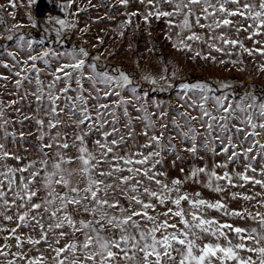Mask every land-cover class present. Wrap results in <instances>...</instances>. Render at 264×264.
Here are the masks:
<instances>
[{"label":"snow or ice","instance_id":"snow-or-ice-1","mask_svg":"<svg viewBox=\"0 0 264 264\" xmlns=\"http://www.w3.org/2000/svg\"><path fill=\"white\" fill-rule=\"evenodd\" d=\"M28 2L31 4L35 0H28ZM128 2L129 0H119L122 5H127ZM9 3L15 7L14 0H9ZM73 3L74 0H67L64 7L69 8ZM163 3L174 7L171 11L163 10L160 7V0H147V4L152 10L143 14L145 23H148L152 17L157 20L166 17L169 18V26H172L173 21L170 18L182 14L183 20L179 24L181 30L192 29L193 23L190 17H194L195 25L214 32L217 29L234 25L236 21L233 18L240 17L245 22L251 20L252 23L247 24L246 27L241 24L235 29L237 33L248 32V39L264 35V0H163ZM230 5L234 7H230ZM197 8L199 9L198 14ZM139 14L132 12L130 16L135 17ZM201 18L204 20L211 18V23H201ZM49 19L59 25L55 29L57 41H60L64 29L76 27L75 23H70L67 19L52 17ZM20 27L22 26L14 25L13 29H9V31L17 30ZM33 27H35V23H33ZM82 31H86V29ZM186 39L200 41L203 37L192 32ZM209 39L220 41L223 45H238L243 52L250 56L253 54L264 56V47L248 48L241 40L230 39L223 33L212 35ZM7 40H13V36L8 35ZM19 40L23 41L24 37L21 35ZM25 43L28 49L33 48V41L29 40ZM177 45L181 49L191 51V45L184 39L178 40ZM208 46L216 52L225 51L216 43H209ZM227 54L231 55L230 52ZM8 55L15 61V64H3V67L19 68L13 73L17 77L15 80L16 89H22L25 81L31 82L32 77L29 73L34 72L37 87L31 95L37 102L43 103L45 98L50 102L47 114L53 118L47 120V123L44 119L36 118V124L41 129L44 128L45 123L49 130L57 129L62 124L59 115L64 109L59 107V102L63 96L64 100L71 101V106L80 113L74 123L77 127L85 126L88 131L74 134L71 144L67 137L62 138L60 132L57 131L50 137L54 143L40 146L45 157L48 156V153L44 152V149H53L54 147L57 149L55 160L50 164L51 171H49L48 159L40 160L41 169L34 171L30 170L36 168L37 161L35 160L20 167L9 166L6 163L8 159L21 161L23 157L8 151L5 143H0V177H3L0 179V202H2L0 207L4 209L0 215L3 216L4 221L12 222L14 217L7 212L13 207L17 209L15 226L10 229L0 227V232H8L3 240L6 242L9 239H14L15 247L18 249L12 252L11 245L0 244V258H3L0 260V264H17V261L22 264H47V257L43 253L30 256L24 251L25 244L37 246L42 242L47 243L48 248L54 253L52 257L54 264H119L121 258L125 264H177V256H179L178 264H216V262L219 264H228V262L264 264V233H258L257 228H251L249 231L244 227L234 226L230 223H220L214 218H206L205 212L207 209H214L222 211L226 216L239 218L247 216L253 220L258 219L262 229H264V213L257 212L253 216L247 210L230 211L222 200L217 199L212 202L201 198L199 192L189 194L187 191H182L184 181L180 178H173L170 183L161 179V177L168 176L167 172L157 170V166L163 164L161 157L164 148L163 141L171 140L170 137L165 136L164 132L169 126L164 122L168 119V113L161 109V102H154L157 111L150 112L148 101L136 94L135 87L129 89L133 81L128 74L119 69L113 70L116 74L106 70L98 71L97 64L87 63L86 58L89 57V52L83 47L73 48L71 51L63 53L46 49L39 54L29 53L22 61L18 60L13 53H8ZM195 56L202 59H216L210 54L201 56L199 51L195 52ZM49 57H55L57 61L61 57H66L67 62L58 63V66L50 71L52 80L45 86L39 78L42 69L36 62L42 61L47 66L50 63ZM93 59L99 60L100 57L97 56ZM225 62L224 60L220 61L222 64ZM238 62L231 61L233 64ZM86 66L91 70L90 73L83 71ZM259 69L264 72V64H261ZM165 71L167 70L165 69ZM0 79L7 81L8 77L0 75ZM143 79L152 85L158 83L157 79L150 75H145ZM160 79L163 80L166 77L161 76ZM84 81L91 84V92L85 89ZM73 83L76 85L75 89H73ZM218 83L222 89L231 87L230 82ZM57 84L63 86L57 88ZM170 87H172L171 84H169ZM179 87L185 90L184 96H187L189 92L198 95L199 103L197 105V101L193 100L191 103L185 101L180 105L186 110L178 112L177 115L183 118L188 131L184 132L178 121L172 118L171 123L179 130L178 135L184 139L190 138L195 141L199 133L193 122L198 121L200 127L209 136V141L206 143L219 140L223 145L221 152L225 154L229 153L230 148L232 149L231 154L227 157V162H231L241 154L235 150L238 146L233 143L232 136L227 135L232 129H235L237 133L243 132L245 137L257 138L253 139L247 148L241 149L246 158L256 159L255 155L249 157V154L253 153L257 147L259 154L264 155V143L258 139L264 135V100L252 92H245L241 99L235 103L233 99H229L227 93L209 97L208 93L212 91V88L206 82H182ZM122 90H129L131 95L125 97L122 95ZM158 90L163 92L167 89L160 88ZM70 91H75L76 95H69ZM28 95L29 93L25 92L21 98H27ZM147 95L144 93L145 97ZM112 97L115 99H111ZM101 98H108L110 103H99ZM181 99L183 100L184 97ZM209 99L212 100L218 115H213L208 108ZM90 100L97 101L91 109L89 107ZM17 103V100H11L7 105L0 102V130H3L4 139L14 135L8 131L7 126L11 121L5 118V109L11 108ZM130 107L133 111L141 114L133 117L129 112ZM196 107L199 108L198 115H192L187 111V109ZM117 109L121 110L125 118L126 136L120 134V128L116 127L120 122ZM93 111L95 116H93ZM109 115L112 117L111 120L107 118ZM153 116L156 119H153ZM33 118L25 116L24 120ZM134 119L143 124L141 134L146 142L138 145L135 152L128 151L120 154L119 147L126 145V138L134 139L136 136L133 128ZM232 120L238 121L244 127L231 124ZM157 121H160L159 134H156ZM105 125H109L111 130H104L101 139L93 141L94 150L90 149L86 140L89 132L93 129H103ZM214 127L219 129V134L215 137L212 136ZM249 128L251 131H248ZM19 135L23 137L24 133L21 132ZM45 135L44 131H40L39 139L43 141ZM225 140L227 144H225ZM169 146L175 148V145L169 144ZM73 148L76 150V154L67 155V151ZM143 149L153 150L145 153ZM187 151L195 153V144L193 143V146ZM212 151L215 152V149L213 148ZM74 162L76 167H65V165H71ZM227 162L216 164L211 170L207 166L194 167L185 180L192 179L199 182L196 178L200 174H204L207 177L205 186L216 193L226 191L221 187L219 181H226L230 187H243L245 184L253 183L264 188V179H257L254 175L247 174L249 170L252 173L257 171L251 163L245 165L243 172L234 173L235 177L243 184H234V176L228 171H224L222 175L218 174L215 168H227ZM105 165H107L106 169ZM41 171H43V176H41ZM180 171L183 172L184 169L181 168ZM260 171L264 175V168H261ZM18 173H29V176L20 175L17 180ZM77 176L82 179L85 186L81 187L79 182L74 183ZM37 182L45 190L42 199L39 196L40 189L34 187ZM152 184L155 185V188L150 186ZM9 192L12 194L11 199L8 195ZM231 195L233 199L241 197L248 201L255 199L254 196L239 192H233ZM34 198L40 199L41 202H33ZM121 199L127 202L128 207L121 203ZM182 202H186L190 206L187 212L182 206ZM261 203L264 204V201ZM168 204L174 207H168ZM158 206L164 207L165 210L156 215L150 214V210L155 211ZM41 209L48 214L51 221L47 226L42 222L44 217L39 215ZM81 212L91 218L77 219ZM169 217L179 218V224L182 227H178L177 223L170 222ZM141 221L146 223L142 224ZM22 227L38 228V238L32 236H28L26 239L22 238L18 234V230ZM65 228H68L70 232L64 231ZM225 230L234 232L239 242L233 244L228 239ZM50 232L56 233L55 245L57 246L55 247L53 243L49 242ZM105 233H109V235H105ZM208 233L224 237L227 244L208 242L199 246L197 240L201 238L202 234ZM77 234L83 236L82 241ZM65 238H67V242L60 246L61 239ZM246 241L252 242V245L249 246ZM35 250L39 252L38 248ZM241 251L256 254V258L253 259L252 255L244 257L240 254Z\"/></svg>","mask_w":264,"mask_h":264},{"label":"rangeland","instance_id":"rangeland-1","mask_svg":"<svg viewBox=\"0 0 264 264\" xmlns=\"http://www.w3.org/2000/svg\"><path fill=\"white\" fill-rule=\"evenodd\" d=\"M38 0L34 3H29L28 0H14L15 7H12L9 0H0V75L7 76L8 80L0 79V102L7 105L11 100H17L18 103L11 108L5 109V118L10 120L11 123L7 126L10 135L7 139L3 138V130H0V143H5L6 148L10 152H14L17 155L23 157L21 161H16L13 159H8L6 163L9 166L20 167L27 164L33 160L37 161L36 169H41L39 163L42 159L49 160V171H51L50 164L55 160V147L53 149H44L43 151L48 153L45 157L40 146L46 143H54L51 140V136L55 135L57 131L60 132L61 137H67L68 142L71 144L74 134H78L81 131H88L85 126H79L74 123L80 116L79 111L71 106V101H65L63 96L59 102V107L63 108L64 111L60 113L59 119L62 124L57 127V129L49 130L47 129V120L53 117L47 114V108L50 107V102L45 98L43 103L37 102L35 98L31 95L35 91L37 85L35 83L36 74L30 72L29 75L32 77L31 82L25 81L23 83L22 89L17 90L15 87V80L17 77L14 76V72L19 70L18 67L5 68L3 64L14 65L15 61L12 60L8 53H13L16 55L18 60H23L27 57L29 53L39 54L40 52L51 49L58 53H63L65 51H71L73 48L83 47L89 52V57L86 58L87 63L97 64L98 71H109L112 74H116L113 70L119 69L124 71L130 76L133 83L129 86L136 88V94L142 96L148 101L149 111L156 112L157 109L154 106V102H161V109L168 113V119L164 122L169 126L164 130L165 136L170 137L171 140L163 141L164 148L161 152V157L163 159V164L157 166L158 171H165L168 173L167 177H161L165 182L170 183L173 178H180L184 181L182 185V191H187L189 194H194L199 192L201 198L208 199L214 202L219 199L227 205L228 210H237L252 213L260 212L264 213V188L260 185H255L253 183L245 184L243 187H230L227 185L226 181H219L221 187L225 188V192L216 193L211 189L207 188L205 185L207 183V177L204 174H200L196 182L192 179L185 180V177L189 175L194 167H204L207 166L211 170L214 165L222 164L227 162L228 155L231 154L232 149L230 148L229 153L225 154L221 152V145L219 140L206 143L209 141V136L206 131L200 127L198 121H194L193 124L199 133L195 141L189 139H184L178 135V129L171 123V119L175 118L180 124L181 129L184 132L188 131V128L184 125V120L182 117L178 116L177 113L185 111V108L180 107L181 104L191 103L193 100L199 103L198 95L193 92H189L187 96H184V89L179 87L182 82L186 83H196V82H206L208 83L212 91L208 93L209 97L220 96L225 93L228 94L229 99H233V102H237L245 94V92H252L261 100H264V72L260 71L259 66L264 64V56L259 54L248 55L243 52L239 46H229L223 45L220 41H211L209 39L212 35H220L223 33L230 39H239L248 48L254 47H264V35H257L252 39H248V32L241 31L236 32V28L241 24L246 27L247 24L252 23L251 20L245 22L240 17L233 18L236 23L232 26H226L221 29H217L214 32L206 29L200 28L195 25L194 17H190L193 23L192 29L181 30L179 27L180 22L183 20V15H176L170 19L173 21L172 26H169V18L162 17L157 20L155 17L150 18L148 23L143 20V14L147 11L152 10L147 4V0H129L127 5H122L119 0H74V3L69 8H65L64 5L67 0H47L46 6L43 10V15L38 18L35 16V6ZM160 7L163 10L171 11L174 7L173 5L163 3L160 0ZM230 7H234L230 5ZM29 9V10H28ZM138 12L139 15L131 17L130 13ZM197 14L199 9H196ZM52 18L67 19L70 23H75L76 27L71 29H64L60 38V41L56 40L55 29L59 25L54 23ZM31 18V19H30ZM131 21L130 23L128 21ZM35 23V27H33ZM201 23L208 24L211 23V18L209 20H204L201 18ZM14 25H21L17 30L9 31L13 29ZM86 29V31H82ZM195 32L197 35L203 37L200 41H189L186 39L188 35ZM123 33V35H121ZM12 35L13 40H7V36ZM24 37V40H19L20 36ZM169 37H171L169 39ZM184 39L186 43L191 45V51L188 49H181L177 45V41ZM33 41V48L28 49L26 41ZM43 41V43H41ZM259 41V43H256ZM209 43H216L218 46L225 49L224 52H216L209 48ZM199 51L201 56H214L216 59H202L201 57L195 56V52ZM231 53L228 55L227 53ZM99 56V60H94V57ZM221 60L226 61L225 63H220ZM49 65H44L42 61H37L38 67L42 69L40 75V80L46 86L51 82L52 77L50 71L54 70L58 63L67 62L66 57H61L59 61L55 57H49ZM231 61H239L236 64L231 63ZM165 69L167 71H165ZM85 73H90V69L85 67L83 70ZM175 73V76H173ZM145 75H150L155 77L158 81L156 85H152L149 81L143 79ZM165 76L166 79L161 80L160 77ZM218 82H230L231 87L229 89H222ZM169 84L172 87L169 88ZM62 84H57V88L62 87ZM98 87H103L102 85H97ZM84 87L89 92L92 91V86L87 81H84ZM76 88L75 83H73V89ZM165 88L166 91H159L158 89ZM27 92L29 95L27 98L22 99L24 93ZM144 93L148 95L145 97ZM233 93L235 97L233 98ZM69 95L75 96V91H70ZM87 95V93H85ZM93 95L95 93L93 92ZM122 95L128 97L131 95L129 90H122ZM181 97H184L182 100ZM191 97V99H188ZM111 99H115L112 97ZM97 103L95 100H90L89 107ZM99 103H110L108 98H101ZM78 104V102H77ZM138 106V105H137ZM208 108L212 111L213 115H218L219 113L213 107V102L209 99ZM19 109V111H17ZM192 115L199 114V108L187 109ZM129 112L133 117L140 115L141 113L133 111L130 107ZM117 115L119 117V123L116 127L120 128V134L126 136L127 129L124 127L125 118L122 115L120 109H117ZM237 115H240L237 113ZM25 116L34 117L33 119L24 120ZM93 116L95 112L93 111ZM36 118L44 119L45 126L43 129L36 124ZM109 120L112 117L109 115L107 117ZM153 119H156L153 116ZM206 119V118H205ZM22 121V122H21ZM87 123V122H86ZM159 123L157 121V131L159 134ZM231 124H235L239 127H244L240 125L238 121L232 120ZM230 124V127H231ZM133 128L136 132L134 139L126 138V145H121L119 147L120 154L125 152L137 151V147L140 144L146 142L143 137L142 129L143 124L141 122L133 120ZM104 130H111L109 125H105L103 129H93L89 132L86 137L88 146L93 149V141L96 139H101V134ZM259 130V129H258ZM40 131L46 133L45 139L41 141L39 139ZM248 131H251L249 128ZM23 132L24 136L20 137V133ZM219 134L218 127H214L212 136L215 137ZM151 135V133H150ZM227 135H231L233 138V143L237 144L235 149L241 154L238 155L233 161L227 162V168H215L218 174L222 175L224 171H228L234 176V184H243L234 173L243 172L245 165L251 163L253 167L257 169L255 173L248 171V175H254L257 179H264V175L261 174V168H264V155L259 154V148L257 147L253 153L249 154V157L255 155L256 159L246 158L241 149L247 148L253 139L251 137H245L243 132L237 133L235 129H232ZM111 139V138H110ZM262 143H264V135L258 137ZM196 147V152L192 153L187 151L188 148L193 146ZM175 145V148L169 146ZM225 144L227 141L225 140ZM215 149V152L212 149ZM153 149H143L146 153ZM76 154V150L70 149L67 151V155L73 156ZM74 162L71 165H65V167L71 168L76 167ZM105 169L107 165L104 166ZM184 169L183 172L180 169ZM127 174V173H125ZM20 175L25 177L29 176V173L17 174V180H19ZM41 176H43V171H41ZM3 179V177H0ZM79 182L80 186H85L82 179L77 176L74 179V183ZM145 183L147 181L145 180ZM155 188V185H150ZM35 188H39V196L42 199L45 195V190L41 187L39 182L34 184ZM59 190V189H58ZM239 192L242 194H247L254 196L253 200H244L242 197L233 199L232 193ZM260 195H257V194ZM9 198H12V194L9 192ZM33 202H41L40 199L34 198ZM121 203L125 207L128 204L125 200L121 199ZM2 204V202H0ZM168 207H174L171 204ZM182 206L185 208L186 212L189 210V205L186 202H182ZM164 207L158 206L155 211L150 210V214L156 215L159 212H163ZM16 211L17 209L9 210L7 214L13 215L14 219L12 222H7L3 220V216L0 215V227L12 228L16 223ZM0 212H4L3 207H0ZM39 215L43 216V223L45 226L51 222L48 218V214L41 209ZM206 218H214L220 223H230L234 226L244 227L250 231L251 228H257L258 233H264L257 220H253L251 217L239 218L235 216H226L222 211L207 209L205 212ZM80 218H91L83 212L77 217ZM190 218V217H189ZM170 222L177 223L178 227H182L179 224V218L169 217ZM142 224L146 222L141 221ZM150 226V225H147ZM64 231L70 232L68 228ZM171 231V230H170ZM228 239L231 240L233 244L238 243L239 239L234 232H228ZM18 234L22 238H27L32 236L38 238L39 229L31 227H22L18 230ZM8 232H0V244L7 243L11 245V251L15 252L18 249L15 247V240L9 239L4 241L3 237L7 236ZM79 235V234H77ZM109 235V233H105ZM118 235V233H117ZM158 236L160 234H157ZM56 233H49V242L55 245ZM79 239L82 241L83 236L79 235ZM67 242V238L61 239L60 246ZM216 243L219 242L222 245L227 244L224 237L213 236L210 233L202 234L201 238L197 240V244L202 246L204 243ZM246 243L251 246L252 242L246 241ZM177 247H180L177 245ZM38 248L39 252L35 249ZM24 251L30 256H36L43 253L47 257V264H54L52 257L54 253L48 248L47 243H41L37 246H32L25 244ZM198 254V253H197ZM242 256L247 257L252 255L253 259L256 258V254L248 253L247 251H241ZM176 255V253H173ZM3 258H0L2 260ZM179 256H177L178 264ZM17 264H22V262L17 261ZM119 264H125L121 258ZM219 264V262H216ZM228 264H234V262H228Z\"/></svg>","mask_w":264,"mask_h":264},{"label":"water","instance_id":"water-1","mask_svg":"<svg viewBox=\"0 0 264 264\" xmlns=\"http://www.w3.org/2000/svg\"><path fill=\"white\" fill-rule=\"evenodd\" d=\"M47 0H38L35 6V16L40 18L43 15V10L46 6Z\"/></svg>","mask_w":264,"mask_h":264},{"label":"bare ground","instance_id":"bare-ground-1","mask_svg":"<svg viewBox=\"0 0 264 264\" xmlns=\"http://www.w3.org/2000/svg\"><path fill=\"white\" fill-rule=\"evenodd\" d=\"M29 10V9H28Z\"/></svg>","mask_w":264,"mask_h":264}]
</instances>
